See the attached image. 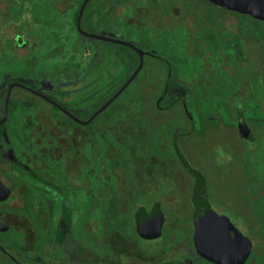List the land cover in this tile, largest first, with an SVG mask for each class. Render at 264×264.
Instances as JSON below:
<instances>
[{
  "label": "rangeland",
  "instance_id": "rangeland-1",
  "mask_svg": "<svg viewBox=\"0 0 264 264\" xmlns=\"http://www.w3.org/2000/svg\"><path fill=\"white\" fill-rule=\"evenodd\" d=\"M79 2L0 0V118L2 92L13 82L86 121L134 74L133 50L78 34ZM94 2L83 31L161 58L145 56L139 74L86 126L26 89L12 90L6 126L20 129L19 136L5 129L0 141V178L12 191L0 203L12 224L0 232V264H211L191 245L190 179L170 150L177 132L186 133L178 146L205 178L210 206L252 243L245 264H264V190L250 197L254 177L264 178V129L250 123L251 143L222 124L224 109L235 119L237 105L249 104L255 120L264 116V22L206 0H118L113 15L95 18L86 15ZM235 18L239 31L230 25ZM168 63L173 75L160 104L174 101L161 113L155 104ZM198 99L208 116L198 110L191 132L188 113ZM14 162L26 171H9ZM157 197L161 236L141 238L132 214Z\"/></svg>",
  "mask_w": 264,
  "mask_h": 264
},
{
  "label": "water",
  "instance_id": "water-1",
  "mask_svg": "<svg viewBox=\"0 0 264 264\" xmlns=\"http://www.w3.org/2000/svg\"><path fill=\"white\" fill-rule=\"evenodd\" d=\"M211 4L225 9L230 12L249 15L253 19L264 22V0H206ZM89 0H85L78 12L76 19L77 29L84 36L105 42H112L119 45H123L132 49L140 58L139 66L135 70L134 74L127 80V82L116 92L99 110L94 112L89 119L82 121L77 119L67 110L61 108L56 103L52 102L49 98L43 94L32 90L20 83H10L6 89L4 105H3V117L0 120V125L6 121L8 112V103L10 99V94L13 88H23L29 92L40 97L44 101L54 105L61 111L64 115L70 118L75 123L86 126L90 124L97 116H99L112 102H114L118 96L125 90V88L133 81L135 76L139 73L142 68V54L143 51L136 48L134 45L123 42L120 40L111 39L107 36H101L97 34H89L83 32L80 28V20L82 18L84 8ZM243 130V129H241ZM175 153L182 166L186 169L188 173L196 177V186L193 194V204H194V216H193V244L196 253L213 263L216 264H244L250 254V243L238 230L228 222L224 217L218 216L214 213L208 206L205 191L206 186L203 177L196 171L190 169L186 161L183 159L182 155L176 146V141L173 142ZM0 190L3 196H0V200H5L8 198L9 189H7L0 182ZM143 213L142 218L139 219V214L136 216V228L140 235L144 233L151 236H159L161 233V226L163 222V213L160 207L156 205L151 213ZM144 216V217H143ZM231 232H233L234 237H231Z\"/></svg>",
  "mask_w": 264,
  "mask_h": 264
},
{
  "label": "flooded vegetation",
  "instance_id": "flooded-vegetation-1",
  "mask_svg": "<svg viewBox=\"0 0 264 264\" xmlns=\"http://www.w3.org/2000/svg\"><path fill=\"white\" fill-rule=\"evenodd\" d=\"M85 0H81V2H79V5H78V10H77V12H76V14H75V17H74V27H75V30H77V32H78V34L79 35H82V36H84L82 33H80L79 31H78V29H77V24H76V19H77V16H78V12H79V9H80V7H81V5H82V3L84 2ZM102 1V0H101ZM117 1L118 0H105V3H104V1L103 2H100V1H98V0H96V2H94L92 5H91V7L88 9V11H87V13H86V15L88 14V12H89V16L91 15L92 17H95V18H103L104 16H107V15H109V16H111V15H113V10L116 8V5H117ZM91 2H93V0H89V2L86 4V6H85V8H84V12H83V15H82V18L84 17V14H85V11H86V9H87V7L91 4ZM208 2V1H207ZM210 3V2H209ZM98 4V5H97ZM115 7V8H114ZM222 9V8H221ZM92 10V11H91ZM82 18H81V20H80V24H81V21H82ZM254 20H256V19H254ZM94 21V23H93V25H94V27H96V25H95V21L96 20H93ZM238 21V20H237ZM257 21V23L258 22H262V21H259V20H256ZM255 21V22H256ZM239 22V21H238ZM241 27V26H240ZM240 27L238 26L237 27V29H238V31H239V29H240ZM80 28H81V26H80ZM82 30V29H81ZM105 30H107V31H109V29H105ZM83 31V30H82ZM237 31V34H239V32ZM83 32H87V33H89V34H93V33H91L90 31H83ZM109 32H113V30H110ZM105 36H110V35H108V34H106ZM84 37H86V36H84ZM87 38H89V37H87ZM109 38H111V37H109ZM90 39H92V38H90ZM112 39V38H111ZM116 40V39H115ZM234 40V39H233ZM252 46L254 47V44H251V46H249V47H251V49H252ZM137 48V47H136ZM132 50V49H131ZM143 51V54H142V62H143V59H144V57L145 56H147V57H150V58H154V59H158V58H161L160 56H158L157 54H156V52H154V51H152V49H148V50H146V49H144V50H142ZM252 51V50H251ZM135 53V52H134ZM135 57H136V59H137V67L135 68V70L138 68V66H139V62H140V58H139V56L135 53ZM142 67H143V65H142ZM167 72H166V74H165V78H164V81H165V86H164V90H163V93L159 96V97H157V99H156V104H155V109L157 110V111H159V112H161V113H165V112H167V111H165V110H167V109H169V108H171V107H169L168 106V104H170V103H172L173 101H171V102H166V106H164V107H162V103L161 102H164V99L167 97V90H168V84H169V82H170V80H171V78H172V75H173V72H172V68H171V65L168 63L167 64ZM135 70L133 71V72H135ZM141 70H142V68H141ZM140 70V71H141ZM139 71V72H140ZM133 72L131 73V74H133ZM139 74V73H138ZM14 83V82H13ZM20 84H22V83H20ZM23 85H25V84H23ZM26 86V85H25ZM26 87H28V86H26ZM29 88V87H28ZM14 89V88H13ZM12 89V90H13ZM30 89H32V90H35V89H33V88H30ZM194 89L196 90V88L194 87ZM36 91V90H35ZM12 92V91H11ZM5 93H6V89H4L3 90V92H2V97H4V99H5ZM4 95V96H3ZM11 95V94H10ZM206 96H208V94L207 93H205V96L204 97H206ZM11 97V96H10ZM40 98V97H39ZM10 100V99H9ZM195 100V99H194ZM178 101H180L181 103H183L184 104V101L182 100V99H178V100H175V103L176 102H178ZM195 102V105H193V109H191V110H189V113H188V117H189V122H190V131L191 132H193V130H195V114H196V112H198V110H199V112H201V113H203L202 115L203 116H208V111L206 110V106H201V100L200 99H198L197 101H194ZM161 103V104H160ZM3 105H4V101H3ZM197 105V108L195 107ZM210 105H211V103H209V106H208V108L210 107ZM60 107H62L63 109H65L63 106H61L60 105ZM195 108V109H194ZM235 110V113H236V117H235V119L234 118H232L231 116H229V114H228V112H227V109L225 108L224 109V112H223V114H222V116H223V119L225 118V121L222 123V124H224V126H226L227 125V128H228V124H230V127H229V129L230 130H233V133H234V131H235V134H233L234 135V137L235 136H237L238 138H240V139H242L243 140V142H253V143H256L257 142V138H256V136L253 134V132H251V129H250V127H251V125H250V123L252 122V123H254L255 124V126H258V127H260V128H263L264 129V116H259L260 118L259 119H257V120H255V119H253V115H252V113L250 112V109H249V104H245L244 106H240V105H237L235 108H234ZM9 108H8V112H7V118H6V121L4 122V123H2L1 125H0V141H2V134H4L3 133V131L5 130V129H7V130H9V131H13L12 133H13V136H15L14 134H18V131H16L17 129H20V124H19V122H16L15 123V121L13 122L14 124H15V126L12 128V129H10V126H9V128H8V126H6V124H7V120H8V114H9ZM65 110H67V109H65ZM210 110H211V107H210ZM68 111V110H67ZM69 113H71L70 111H68ZM211 112H212V110H211ZM62 113V112H61ZM72 114V113H71ZM262 115H264V113H261ZM92 115V114H91ZM2 117H3V112H2V116H1V118H0V120L2 119ZM68 118V117H67ZM90 118V117H89ZM88 118V119H89ZM250 118V119H249ZM69 119V118H68ZM219 119H220V117H217L216 119H215V122L216 121H218L219 122ZM223 119L221 118L220 120L221 121H223ZM71 122H74V121H72L71 119H69ZM83 121V120H82ZM85 121V120H84ZM210 123H212V122H208V124H210ZM17 124H19V125H17ZM77 124V123H76ZM79 125V124H78ZM82 126V125H81ZM26 127H27V125H26ZM28 127H30L29 125H28ZM241 129H243V130H241ZM20 131V130H19ZM184 135H186V133H180V132H177L176 134H174L173 135V142H174V140L176 141V146H177V148H178V150H179V153L182 155V157H183V159L186 161V163L188 164V162H187V160L184 158V156H183V154L181 153V151H180V148H179V146H178V140H179V138H181V137H183ZM17 136H19V135H17ZM173 142H172V144H171V146H170V150L173 152V154H174V156L176 157V160H177V162L179 163V165L182 167V169L185 171V173L187 174V176H189V182H190V184H189V191H190V193H189V198L187 199V197L185 198V202H187V200H189V205H190V210H189V214L191 213V226H192V232H191V245H192V247H193V250L195 251V249H194V244H193V232H194V227H193V216H194V204H193V194H194V190H195V186H196V177H194L193 175H191L190 173H188L187 171H186V169L182 166V164H181V162L179 161V159H178V157H177V154L175 153V150H174V146H173ZM3 149L4 148H2V146H0V171L1 170H3V169H5V159L3 158V156H2V153H3ZM12 149V148H11ZM10 149V150H11ZM13 150V149H12ZM238 150V149H237ZM238 153V152H237ZM13 155L15 156V158L16 159H18V158H20V154H18V152H16V151H14V153H13ZM238 155V154H237ZM188 166L190 167V169H192L193 171H196V172H198L202 177H203V175L199 172V171H197V170H195V169H193L189 164H188ZM13 167H15L16 169H12ZM7 169H9V171H12V173H14V172H16L15 170H20V169H22V170H24V171H26L24 168H22L21 166H20V164L18 165L17 163H11L10 165H9V167L7 168ZM29 174H32V175H34L35 174V171L33 170V169H31L30 170V173ZM255 178V180L254 181H252V183H251V187H252V192H253V194H251V196L250 197H254L255 195H259L260 193V191L261 190H264V178H261L259 175H257L256 177H254ZM203 179H204V182H205V186H206V191H205V197H206V200H207V196H206V193H207V183H206V180H205V178L203 177ZM0 182L7 188V189H9V195H8V198L7 199H5V200H0V203H2V202H6L10 197H11V195H12V191H11V188H10V186H9V183L7 184L6 182H4L1 178H0ZM2 194V191L0 190V196H3V195H1ZM1 198V197H0ZM158 198L159 197H157L156 199H154L153 200V202H152V204L149 206V207H146V206H143V205H140V206H138L137 207V209H136V211L132 214V216H133V223L135 224L134 226V228H136V216L139 214V219H141L142 218V215H143V213H140L139 211L140 210H144L143 212H145V213H147V214H149V213H151V211L153 210V208L156 206V205H158L159 207H160V210L162 211V209H161V205H160V203H159V200H158ZM187 199V200H186ZM207 203H208V201H207ZM208 206L210 207V209L214 212V213H216L218 216H220V217H224L228 222H230L237 230H238V232H240L244 237H245V235H244V233H243V231H241L239 228H238V225H236L235 224V222H232L225 214H223L222 212H220V211H217V210H214L211 206H210V204L208 203ZM162 213H163V211H162ZM6 217H8L7 216V214L5 215ZM5 217V218H6ZM144 217V216H143ZM166 223V218H165V216H164V213H163V222H162V226H161V232H162V227H163V225ZM11 226H12V224H8L7 222H6V219H4V218H2L1 217V215H0V232H2V231H5V230H8V229H10L11 228ZM137 229V228H136ZM135 229V233L139 236V237H141V238H153L151 235H149V234H146V233H144L143 235H141L140 236V234L138 233V231ZM231 234V237L233 238L234 237V234H233V232H231L230 233ZM159 236H161V233H160V235ZM158 236V237H159ZM154 238H156V237H154ZM248 241H249V239L248 238H246ZM249 243H250V241H249ZM251 253H252V243H250V254H249V257H250V255H251ZM195 254H197L196 253V251H195ZM198 255V254H197ZM198 257L200 258V259H202V260H205V261H207V262H209V263H211V264H216V263H213V262H211V261H208V260H206V259H204V258H202V257H200L199 255H198ZM248 257V258H249ZM248 258H247V260H248ZM246 260V261H247ZM246 263V262H245ZM244 263V264H245Z\"/></svg>",
  "mask_w": 264,
  "mask_h": 264
},
{
  "label": "trees",
  "instance_id": "trees-1",
  "mask_svg": "<svg viewBox=\"0 0 264 264\" xmlns=\"http://www.w3.org/2000/svg\"><path fill=\"white\" fill-rule=\"evenodd\" d=\"M213 5V4H212ZM215 6V5H214ZM217 7V6H216ZM219 8V7H218ZM222 10H225V9H222ZM225 11H227V10H225ZM228 12H230V11H228ZM235 14H238V13H235ZM238 15H240V14H238ZM237 15V16H238ZM230 25H232V27H234V26H236L237 27V25L239 26V22L236 20V18L232 21V22H230ZM231 27V26H230ZM14 105H12L11 104V102H10V100H9V103H8V108L10 109V108H12ZM59 111V110H58ZM60 112V111H59ZM190 216H191V213H190ZM190 221H191V217H190ZM132 225H133V230L135 231V229L136 228H134L135 226V224L133 223V221H132ZM137 230V229H136ZM192 232V226H191V229L189 230V232ZM141 236V235H140ZM191 236V235H190ZM142 237V236H141ZM153 237V236H152ZM154 237H158V236H154ZM153 237V238H154Z\"/></svg>",
  "mask_w": 264,
  "mask_h": 264
}]
</instances>
